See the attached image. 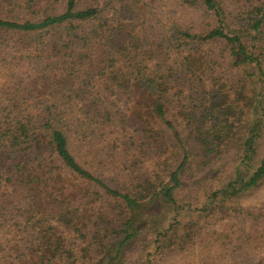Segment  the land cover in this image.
Listing matches in <instances>:
<instances>
[{
  "label": "trees",
  "instance_id": "16d2710c",
  "mask_svg": "<svg viewBox=\"0 0 264 264\" xmlns=\"http://www.w3.org/2000/svg\"><path fill=\"white\" fill-rule=\"evenodd\" d=\"M0 62V264H264V0H0Z\"/></svg>",
  "mask_w": 264,
  "mask_h": 264
},
{
  "label": "rangeland",
  "instance_id": "374dc122",
  "mask_svg": "<svg viewBox=\"0 0 264 264\" xmlns=\"http://www.w3.org/2000/svg\"><path fill=\"white\" fill-rule=\"evenodd\" d=\"M9 74L10 72L8 71L7 65L3 62H0V82L4 83L6 77ZM227 162L228 160L221 161V163L215 162L210 165L207 171L202 175L194 179L186 180L185 190L181 195V200L187 202L189 201L192 203H190L191 205H186L187 207L184 208V211L180 215V218L181 220H183L185 226L191 227L192 218L194 217V214H196V205L205 203L207 198L206 194L209 188H211L213 184H215V182H219L218 180H216V178L217 174L219 173L220 164H226ZM199 198L201 199V201L198 200ZM248 202L257 206L255 210L258 211V213L262 214L260 215V218L263 219L261 220V222H264V205H262L264 204V189L252 199L248 200ZM160 210L161 209L158 208V212ZM174 217L175 213L171 208H167L163 211L162 218H165L164 220L166 221V223L172 222ZM157 222L158 223H156V225H154L153 227L145 228L140 238L135 241L131 246H129L124 258V264H147L150 260L153 261V264H162L160 262L154 263L156 253H154L153 255H149L150 253L152 254L153 252H155L156 245L154 243V239L155 235L157 234L156 229L158 227L157 230H159L161 226L159 224H163L162 222L160 223L158 220ZM225 224L226 223H217L215 228L218 229L219 232H222V230L224 229V227L222 226H225ZM255 239H257V237ZM203 250L204 249L202 248H197L193 252H188L182 256L176 255L172 257L171 262H169L168 264H196V261L198 257L202 254ZM204 254L205 253H203V255ZM253 255H255L254 257L256 258H261L264 254Z\"/></svg>",
  "mask_w": 264,
  "mask_h": 264
}]
</instances>
